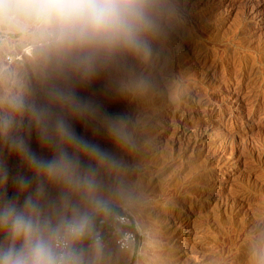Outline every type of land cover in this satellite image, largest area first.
<instances>
[{
  "label": "rangeland",
  "instance_id": "obj_1",
  "mask_svg": "<svg viewBox=\"0 0 264 264\" xmlns=\"http://www.w3.org/2000/svg\"><path fill=\"white\" fill-rule=\"evenodd\" d=\"M24 8L22 0H0L8 198L22 176L29 187L20 201L31 195L53 222L95 213L93 199L126 211L134 248L119 251L109 239L98 251L81 244L85 264H258L264 0H163L147 57L47 43ZM20 140L40 162L66 155L70 180L10 154Z\"/></svg>",
  "mask_w": 264,
  "mask_h": 264
},
{
  "label": "clouds",
  "instance_id": "obj_2",
  "mask_svg": "<svg viewBox=\"0 0 264 264\" xmlns=\"http://www.w3.org/2000/svg\"><path fill=\"white\" fill-rule=\"evenodd\" d=\"M23 9L32 20L42 41L50 44L76 42L107 51L125 50L137 56L147 57L151 49L149 40L157 29V21L163 0H22ZM15 111L22 109L20 102H13ZM4 127L9 121L0 120ZM68 140L74 134L61 129ZM93 151H97L93 149ZM10 154L17 155L29 168L42 170L50 178L70 180L73 165L67 156L47 163L37 161L22 140L14 141ZM6 165L0 161V264H85L80 249L82 242L91 237L93 218L87 213L74 212L58 221L45 217L31 195L21 202L20 194L29 187V181L17 176L15 198H8ZM91 192L94 185L84 181ZM95 211L106 209L102 199H93ZM92 247L97 251L100 240L94 239ZM258 264H264V251Z\"/></svg>",
  "mask_w": 264,
  "mask_h": 264
},
{
  "label": "built area",
  "instance_id": "obj_3",
  "mask_svg": "<svg viewBox=\"0 0 264 264\" xmlns=\"http://www.w3.org/2000/svg\"><path fill=\"white\" fill-rule=\"evenodd\" d=\"M98 226L91 235L92 241L98 238L103 245L109 239L111 244L120 251L134 248L137 234L130 229L132 223L126 211L123 210V213L115 214L109 222L104 219L99 220ZM103 228L106 229L105 236Z\"/></svg>",
  "mask_w": 264,
  "mask_h": 264
},
{
  "label": "trees",
  "instance_id": "obj_4",
  "mask_svg": "<svg viewBox=\"0 0 264 264\" xmlns=\"http://www.w3.org/2000/svg\"><path fill=\"white\" fill-rule=\"evenodd\" d=\"M120 213H123V210L120 209L119 207L114 206V205H106V209H105V211L103 213H97V212L92 213L91 216L93 218V225H94L93 226V232L99 227L98 226L99 220L104 219L106 222H109V221H111L112 217L115 214H120ZM130 229L132 231H134L133 225L130 227ZM105 232H106V229L103 228L104 236H105ZM90 243H92L91 237L85 239L82 242V245H89Z\"/></svg>",
  "mask_w": 264,
  "mask_h": 264
},
{
  "label": "water",
  "instance_id": "obj_5",
  "mask_svg": "<svg viewBox=\"0 0 264 264\" xmlns=\"http://www.w3.org/2000/svg\"><path fill=\"white\" fill-rule=\"evenodd\" d=\"M92 212V211H91ZM91 212L89 213V215L91 214Z\"/></svg>",
  "mask_w": 264,
  "mask_h": 264
},
{
  "label": "bare ground",
  "instance_id": "obj_6",
  "mask_svg": "<svg viewBox=\"0 0 264 264\" xmlns=\"http://www.w3.org/2000/svg\"><path fill=\"white\" fill-rule=\"evenodd\" d=\"M93 203V202H92ZM120 251V250H119ZM130 251V250H129Z\"/></svg>",
  "mask_w": 264,
  "mask_h": 264
}]
</instances>
